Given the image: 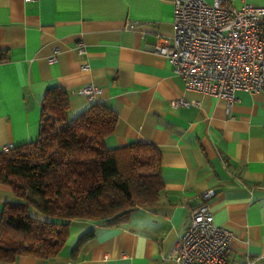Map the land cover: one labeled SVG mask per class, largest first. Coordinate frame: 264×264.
Segmentation results:
<instances>
[{"label": "crops", "instance_id": "1", "mask_svg": "<svg viewBox=\"0 0 264 264\" xmlns=\"http://www.w3.org/2000/svg\"><path fill=\"white\" fill-rule=\"evenodd\" d=\"M172 30L173 0H0V151L38 138L42 98L60 87L69 117L98 102L116 113L108 148L154 144L163 182L155 204L118 224L71 220L55 256L0 264H176L174 246L202 202L232 233L228 260L264 264V94L240 90L228 102L187 89L169 59L154 52ZM88 84L101 91L80 93ZM178 99L197 104L174 106ZM13 201L0 182V217Z\"/></svg>", "mask_w": 264, "mask_h": 264}, {"label": "trees", "instance_id": "2", "mask_svg": "<svg viewBox=\"0 0 264 264\" xmlns=\"http://www.w3.org/2000/svg\"><path fill=\"white\" fill-rule=\"evenodd\" d=\"M116 121V113L99 102L69 117L67 92H45L38 138L0 151V182L18 198L0 217V260L50 258L64 244L71 220L115 225L158 201L159 149L149 142L108 148L105 138Z\"/></svg>", "mask_w": 264, "mask_h": 264}, {"label": "built area", "instance_id": "3", "mask_svg": "<svg viewBox=\"0 0 264 264\" xmlns=\"http://www.w3.org/2000/svg\"><path fill=\"white\" fill-rule=\"evenodd\" d=\"M79 45L78 51L84 52ZM154 52L169 59L187 89L228 102L235 101L240 90L264 94V5L247 0L239 6L231 0H173L172 34L159 36ZM100 91L93 84L79 90L90 97ZM191 103L197 104L184 99L172 104ZM211 194L208 191L203 198ZM231 237L230 230L215 223L208 203L202 202L190 209L172 259L176 264H254L253 258L243 263L228 260Z\"/></svg>", "mask_w": 264, "mask_h": 264}]
</instances>
